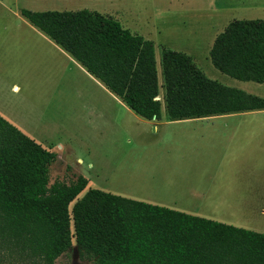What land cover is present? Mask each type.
<instances>
[{"label": "trees", "instance_id": "1", "mask_svg": "<svg viewBox=\"0 0 264 264\" xmlns=\"http://www.w3.org/2000/svg\"><path fill=\"white\" fill-rule=\"evenodd\" d=\"M20 14L136 115L160 118L153 41L95 10ZM209 55L222 73L263 83L264 19H233ZM160 64L170 119L264 109L263 97L208 78L182 51L163 47ZM55 160L0 115V264H54L73 239L95 264H264L263 232L87 189L82 175L49 184Z\"/></svg>", "mask_w": 264, "mask_h": 264}, {"label": "rangeland", "instance_id": "2", "mask_svg": "<svg viewBox=\"0 0 264 264\" xmlns=\"http://www.w3.org/2000/svg\"><path fill=\"white\" fill-rule=\"evenodd\" d=\"M22 8L95 10L153 41L162 113H167L160 64L163 47L190 55L208 78L264 98V82L242 81L228 76L213 66L209 55L216 35L233 19H264V0H0V35L5 34L3 26L7 22L13 20L17 25L21 24ZM0 62L13 69L7 77L0 72V83L19 84V89L13 93H5L7 101L15 107L12 113L30 127L31 138L56 153V160L50 167L49 184L56 180L70 183L82 175L88 179L87 189L97 188L117 195L132 190L139 195L159 197L165 192L185 196L190 187L201 189L211 183L208 196L217 198L215 189L220 187L219 181L229 183L230 180L250 177L246 167L234 165L238 147L227 144V136L233 134V118L215 121L217 127L224 125L229 128L227 130L199 128L207 124H180L164 126L154 132L152 126L135 123L129 110L125 112L113 98L108 102L106 93L90 83L75 79L74 83L42 88L37 95L24 86L23 83L35 81L32 76L20 72L22 68L18 67V61L0 59ZM43 97L47 107L44 114L41 109V113L35 110L36 105L40 108ZM245 112L249 114L240 121V127L264 130V109ZM250 138L264 140V136ZM249 160L252 175L262 178V183L255 185L253 191L239 192L253 193L259 198L239 200L238 205L247 206L246 214L256 221L253 228L264 233V211H261L264 210V190L259 189L264 187V146L257 150L251 148ZM163 174L181 180L165 186ZM154 186L162 191L153 193ZM223 187L229 189L227 185ZM72 205L73 202L70 208ZM238 213L243 216L241 209ZM202 216L221 220L220 216ZM231 217L234 222L238 219L237 215L231 214ZM54 264L95 262L80 252L73 239L70 249Z\"/></svg>", "mask_w": 264, "mask_h": 264}, {"label": "crops", "instance_id": "3", "mask_svg": "<svg viewBox=\"0 0 264 264\" xmlns=\"http://www.w3.org/2000/svg\"><path fill=\"white\" fill-rule=\"evenodd\" d=\"M21 18L23 19L20 20L23 21H21L20 25H17V23L13 22L12 20L3 26L5 34L3 36L0 35V59H6L7 62L18 61V67L22 68V71L19 69L20 72L25 76H32L31 79L35 81V83H23L26 88L29 87V89L34 90V94L39 95L40 89H45L47 86L49 88H53L58 83H74L75 79H79L82 81L81 83H90L95 86L98 91L106 93L108 96V102L111 98H113L116 104L124 109L125 112H128L129 110V112L133 114L132 119H134L135 123L138 125L144 123L148 126H152L154 132L159 131L160 128L164 126H175L180 124H191L194 126H205L207 124V126L199 128H212L210 130H227L229 128L224 125L222 128L217 127L218 124L215 121L218 119L233 118L235 121L234 124L231 125L234 126L231 129V133L233 134H229L227 136V144L230 143V145L238 147L239 154L237 155L238 158L234 161V165L246 167V172L250 173V177L241 178L237 181L230 180L229 183L226 181L224 183L219 181L218 185H220V187L215 189L218 199L215 197V195L208 196L211 190V183H207L206 186L201 189H194L193 187H190V192H187L185 196H177L175 194L176 192L170 194L169 190H167L169 194H166L165 192V194L160 195L159 197L154 195H139L137 194V191L132 190L129 192H119L118 195L135 200L146 201L151 204L166 206L191 215L220 216V222L258 231L253 228L256 224V221L250 217V214H246L245 208H247V206L243 204L238 205L239 200L253 201L255 200L254 198H259L256 194L240 193L239 191H253L255 185L262 183V178L252 175V162L249 160V155L251 148L253 150H257L259 146H264L263 139H253L250 137H262L264 136V130L240 127V121L245 118L249 112H233L204 117L170 119L167 116V113H162L161 108L159 119H144L130 110L120 97L113 94L98 78L89 73L80 62H78L59 45H57L44 32L31 24L23 16ZM12 70L13 69H11L8 65L5 66L2 62H0V72L3 73L4 77H7ZM17 89H19V84L17 83H0V115L18 127L24 134L32 137L31 132H29L30 127L20 122V120H17L15 115L12 113V110H14L15 107L12 106L11 103L5 98V93H13ZM44 93L46 94V91H44ZM164 97L163 99L165 101ZM157 98L161 100L160 102L162 107V97L160 94H158ZM36 109H38V112L40 113L42 111L43 114L46 112L47 107L45 97H43V100L40 103V108H38V105H36L35 110ZM217 168L218 167L215 169ZM162 178L164 180L163 185L165 186L169 185V182L175 181V184L181 180V178L176 177H172L171 179L168 176L166 177V174H163ZM223 185H227L229 189H224ZM259 189L264 190V187H260ZM151 191H153V193H159L162 190L154 186L152 187ZM221 201H223V203H221ZM207 209H213V211H206ZM239 209L242 210L243 216L238 213ZM203 210L205 211V214ZM231 214L234 216L237 215L238 219L235 222L231 217Z\"/></svg>", "mask_w": 264, "mask_h": 264}]
</instances>
